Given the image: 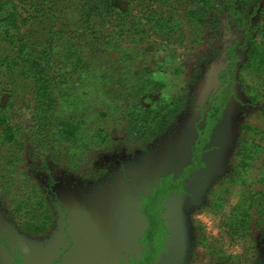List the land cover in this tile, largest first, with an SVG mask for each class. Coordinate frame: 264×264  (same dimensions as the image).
Instances as JSON below:
<instances>
[{
	"label": "rangeland",
	"instance_id": "374dc122",
	"mask_svg": "<svg viewBox=\"0 0 264 264\" xmlns=\"http://www.w3.org/2000/svg\"><path fill=\"white\" fill-rule=\"evenodd\" d=\"M129 1L131 10L124 15L127 25L96 20L94 34L70 26L73 17L67 13L76 9L78 0L58 1L64 13L57 15L56 29L70 32L90 54L95 74L113 75L97 84L87 79L77 88L90 107L86 114L91 115V128L101 120L111 142L87 151L78 158L77 168L67 159L47 158L54 184L50 191L40 192L43 210L34 214L36 219L23 220L22 215L12 214L7 208L11 198L0 201V264H133L145 248L142 207L165 179L179 183V189L167 192L152 206L159 211L151 244L155 249L152 264H264V237L254 222L250 220L243 230L227 220L245 186L257 190L264 186L260 182L264 180V118L250 101L247 88L264 79V65L255 70L244 64L242 45L248 41L247 34L225 13H216L215 28L206 26L197 36L186 17V0ZM147 11L165 19L173 16L178 24L168 22L169 30L156 31L145 24ZM30 28L37 41L48 38L43 26ZM12 41L0 22V58L11 53ZM256 45L264 50L259 42ZM231 55L232 70L228 69ZM58 61L53 58V66ZM161 63L165 73L155 77L164 81V93L188 90L191 102L155 140L152 151L144 154L123 140L125 120L120 105L125 104L128 81L123 68L140 71ZM6 71L0 72V83L10 88L13 107L4 110V120L6 127L21 130L30 123L34 84L16 68ZM228 84L225 105L209 128L211 105L222 101ZM6 127L0 123V133ZM246 145L253 153L241 181L239 171L234 170L239 151ZM48 180L42 173L28 181L42 189ZM44 210L41 216L45 219H39ZM30 212H34L32 205Z\"/></svg>",
	"mask_w": 264,
	"mask_h": 264
},
{
	"label": "trees",
	"instance_id": "16d2710c",
	"mask_svg": "<svg viewBox=\"0 0 264 264\" xmlns=\"http://www.w3.org/2000/svg\"><path fill=\"white\" fill-rule=\"evenodd\" d=\"M58 1L0 0V22H4L13 40L11 53L0 58V72L4 74L6 70L16 68L34 84L30 123L19 130L6 127L4 110L12 108L13 102L10 88L3 87L0 83V123L7 129L0 133V201L11 198L12 202L7 208L12 214L22 215L23 220L36 219L34 214L43 207L40 192L50 191L54 184L47 166L49 156L56 162L67 159L70 166L77 168L81 161L78 158H83L87 151L107 147L111 142L107 132L101 127V120L97 119L95 122L98 126L91 128L88 123L91 115L86 114L90 107L77 88L87 79L91 78L97 84V80L106 82L113 75L106 71L102 75L95 74L88 57L90 54L83 51V46L76 42L70 32L56 29V21L60 17L57 15L64 13L59 9ZM121 1L126 2L125 8L121 6ZM186 1V17L192 24L195 35H201L206 26L214 29L218 22L216 13H225L237 28L247 34L248 44L242 45L244 64L255 70L264 65V57L261 55L264 50L256 45L259 42L264 46V0H223L220 3L217 0ZM130 10L129 0H78L76 9L70 8L67 14L73 17L70 26L83 27L94 34V21L106 24L117 20V26L127 25L124 15ZM145 16V24L159 32L169 30L168 22L178 24L173 16L165 19L152 11H147ZM34 24L46 29V40L37 41L30 28ZM101 44L98 45L102 46ZM55 57L60 62L53 66ZM230 57L228 69L232 70L234 56ZM165 70L162 63L157 68L144 66L140 71H133L129 66L123 68V78L128 80L124 87L125 104L120 105L123 106L120 108V116L125 120L123 140L128 146L135 147L144 154L152 151L155 140L175 124L178 116L187 111L191 102L188 90L171 95L164 93L165 83L155 75L165 73ZM177 72L178 69L173 70V73ZM230 80L233 78L230 77ZM113 83L120 85L118 80ZM229 84L221 93L222 101L211 105L209 128L217 121L225 105L224 100L230 92ZM247 88L250 90V101L258 106L259 113L264 118V79ZM216 100L219 101L218 98ZM252 153L253 150L248 145L239 151V163L234 171H239L241 181L249 167L247 160ZM42 173H46L49 180L47 187L38 189L28 180L33 174ZM260 182L264 183V180L261 179ZM177 188L179 189V183L165 179L147 197L142 207L146 222L143 245L146 249H141L142 257L133 261V264H152L155 249L151 244L158 229L156 219L159 217V211L152 206L167 192ZM245 189L239 204L227 220L237 224L239 229L249 227V221L252 220L254 228L264 237V186L259 190L248 186ZM31 205L33 214L29 213ZM44 212L46 211L38 214L39 219ZM253 215L256 216L254 219Z\"/></svg>",
	"mask_w": 264,
	"mask_h": 264
}]
</instances>
